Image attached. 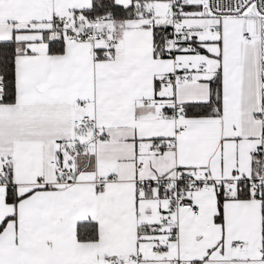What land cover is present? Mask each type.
Masks as SVG:
<instances>
[{
	"label": "snow or ice",
	"instance_id": "snow-or-ice-1",
	"mask_svg": "<svg viewBox=\"0 0 264 264\" xmlns=\"http://www.w3.org/2000/svg\"><path fill=\"white\" fill-rule=\"evenodd\" d=\"M0 264H264V0H0Z\"/></svg>",
	"mask_w": 264,
	"mask_h": 264
}]
</instances>
